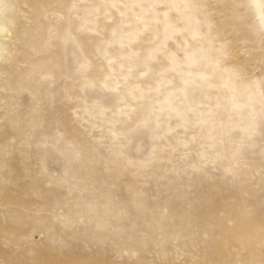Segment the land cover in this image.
I'll use <instances>...</instances> for the list:
<instances>
[{"label":"rangeland","instance_id":"obj_1","mask_svg":"<svg viewBox=\"0 0 264 264\" xmlns=\"http://www.w3.org/2000/svg\"><path fill=\"white\" fill-rule=\"evenodd\" d=\"M2 7L0 258L264 264V35L248 8Z\"/></svg>","mask_w":264,"mask_h":264},{"label":"clouds","instance_id":"obj_2","mask_svg":"<svg viewBox=\"0 0 264 264\" xmlns=\"http://www.w3.org/2000/svg\"><path fill=\"white\" fill-rule=\"evenodd\" d=\"M240 4L246 8H248L253 13V26L256 28V30L264 35V0H239ZM182 6L186 9H189L191 11H201L203 8V5L208 3V0H181ZM3 0H0V14L3 12ZM48 77L41 76V82L46 80ZM59 140H57L53 144H48L47 140H45L44 143H42L41 147H51L53 149H56L57 145L59 144ZM158 162L163 164L165 163V159L161 155L157 158ZM71 159L69 160V163H71ZM152 161L149 160L148 163H151ZM168 163L171 162L169 159L167 161ZM29 255L32 253L29 252ZM0 264H32V262L24 260V261H13L10 259H2L0 258Z\"/></svg>","mask_w":264,"mask_h":264}]
</instances>
